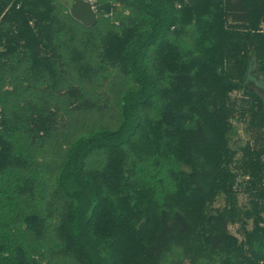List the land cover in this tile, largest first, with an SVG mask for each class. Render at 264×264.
Listing matches in <instances>:
<instances>
[{"label":"trees","instance_id":"1","mask_svg":"<svg viewBox=\"0 0 264 264\" xmlns=\"http://www.w3.org/2000/svg\"><path fill=\"white\" fill-rule=\"evenodd\" d=\"M263 1L101 0L86 28L63 0H0V264H185L180 240L205 233L211 264H264V223L245 245L227 235L233 188L205 209L244 65L264 156L247 89Z\"/></svg>","mask_w":264,"mask_h":264},{"label":"rangeland","instance_id":"2","mask_svg":"<svg viewBox=\"0 0 264 264\" xmlns=\"http://www.w3.org/2000/svg\"><path fill=\"white\" fill-rule=\"evenodd\" d=\"M261 15L257 25L258 33H264V1ZM249 55L253 54L252 48L248 49ZM235 62L225 61L227 70L232 71ZM245 65L238 68V72L233 77V89L227 95L222 104L223 107H233L228 110L231 130L227 134L223 165L219 174L214 175V198L211 203L205 206L208 210H224L225 194L224 189L233 188L241 212L239 222L228 226L227 235L232 244L245 245L247 236L257 225L264 223V156L252 155L249 151L251 136L248 126L261 118L263 109L260 101L255 96H249L243 88V81L239 73L244 71ZM247 89L255 93L264 101V61H258L257 70L249 74ZM47 167V166H46ZM53 166L46 168L49 176L53 171ZM200 244L206 243L209 236L206 233L201 235ZM198 240V239H195ZM177 253H183L185 264H211L204 256H215L211 246L202 250V256L195 254L194 248L199 245L197 241L180 240ZM196 249V248H195ZM205 252V253H204ZM217 259V257H216Z\"/></svg>","mask_w":264,"mask_h":264},{"label":"water","instance_id":"3","mask_svg":"<svg viewBox=\"0 0 264 264\" xmlns=\"http://www.w3.org/2000/svg\"><path fill=\"white\" fill-rule=\"evenodd\" d=\"M67 4L71 17L86 28H91L97 22V13L90 3L84 0H63Z\"/></svg>","mask_w":264,"mask_h":264},{"label":"built area","instance_id":"4","mask_svg":"<svg viewBox=\"0 0 264 264\" xmlns=\"http://www.w3.org/2000/svg\"><path fill=\"white\" fill-rule=\"evenodd\" d=\"M5 1H8L10 3H18L19 1H22V0H5ZM88 3L91 4V6L93 7L94 11L97 13V10H96V4L101 1V0H84ZM102 1H107V2H111V3H114L115 6H119V3L121 0H102ZM175 3H176V6L179 8L181 7V5L186 2V0H173ZM1 112V110H0ZM0 118H1V114H0Z\"/></svg>","mask_w":264,"mask_h":264}]
</instances>
